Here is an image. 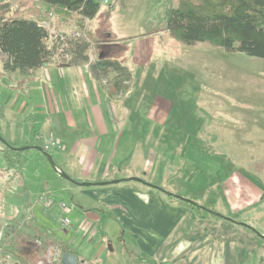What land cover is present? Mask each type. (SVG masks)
I'll use <instances>...</instances> for the list:
<instances>
[{
    "label": "crops",
    "instance_id": "obj_1",
    "mask_svg": "<svg viewBox=\"0 0 264 264\" xmlns=\"http://www.w3.org/2000/svg\"><path fill=\"white\" fill-rule=\"evenodd\" d=\"M115 6L116 2L107 9L113 10ZM99 19L107 22L108 13L102 14L100 10L88 23L89 32L97 42L98 59L119 62L124 67L126 74L120 91L115 90L119 74L103 75L85 61H53L32 75L23 76L7 72L5 57L0 56V96L6 108L0 128L1 133L5 130V139L20 147L53 138L63 145L57 158H53L74 180L90 183L120 180L117 184L76 185L55 171L37 150L33 149L35 154L29 152V161L18 168L25 175V182L34 188L36 169L44 182H54L68 196V200L61 202L73 206L61 209L58 206L61 202L56 204L53 198L55 191L47 184L49 187L43 192L56 204L57 214L73 222L72 229L61 228L65 237L55 239L56 236L49 235L54 240L47 247L58 241L67 242L75 255L90 264L93 261L120 264L117 259L120 257L127 259L126 264H142V260L146 261L143 264H154L149 260L173 264H264V238L256 231L226 215L223 216L227 219H201L188 202L171 198L148 185L203 203L195 193L176 192L179 185L174 184L172 189L171 170L155 167V157L159 155L154 142L172 133L168 126L175 124L178 116L169 97L151 93L155 76L161 74L143 67L153 61L156 44L164 46L172 37L165 28L157 32L160 40L147 37L136 43L134 39L118 38ZM72 27L62 31L76 32ZM144 86L146 91L141 89ZM182 122L186 123V119L180 118ZM214 130L217 137L212 133L213 140L230 137L224 130ZM199 132L197 128L194 131L197 138L201 137ZM11 173L8 170L9 176ZM215 174V179L201 183L198 188L206 190L204 202L208 205L202 206L215 211L223 198L233 214L247 218V206L252 203L247 199L253 194L264 199V185L247 169L224 168ZM131 177L141 178L147 184L127 180ZM20 182L24 190L21 179ZM160 182L163 185H158ZM36 232L41 238L36 243L42 252L47 248L42 242L49 237L43 238L46 235L39 224ZM37 245L32 252L39 251ZM129 249L137 253L134 260L129 259Z\"/></svg>",
    "mask_w": 264,
    "mask_h": 264
},
{
    "label": "rangeland",
    "instance_id": "obj_2",
    "mask_svg": "<svg viewBox=\"0 0 264 264\" xmlns=\"http://www.w3.org/2000/svg\"><path fill=\"white\" fill-rule=\"evenodd\" d=\"M3 1L6 0H0V3ZM10 1L15 3L13 0ZM115 2L113 10L101 6L102 14L108 13L109 19L105 23L99 19V23L110 27L115 35H119L118 38L134 39L136 43L147 37L160 40V33L157 32L166 28L168 11L171 6L176 5L174 0H115ZM88 39L97 48V43ZM143 68H147L148 71L156 70L155 74H161L155 76L156 83L151 93L169 97L175 103L177 114L175 116H178V120L168 126L172 132L166 136L169 140L165 137L154 142V149L159 155L155 157V167L157 169L160 166V170L164 167L171 170L169 175H173L170 180L172 189L174 184L179 185L176 192L185 195L195 193L193 195L200 198L198 201L203 202L201 205L206 206L208 205L204 202L206 190H199L200 184L210 183L213 178L215 179L217 170L223 171L226 168L231 171L239 167L247 169L248 174L264 185V59L240 52H226L221 47L207 42L185 45L172 38L164 46L156 44L153 61ZM141 89L147 90L146 86ZM3 112L6 113V108L1 95V123L4 122ZM180 118L186 119V123L180 124ZM196 128L200 131L199 138L194 134ZM214 128L224 130L230 137L213 140L216 135ZM4 131L2 129V137L5 139ZM3 149L0 141V156ZM30 152L36 153L33 149ZM49 152L55 158L59 154V150L54 148ZM196 152L199 153L198 157L195 156ZM8 170L12 171L10 176L7 174ZM34 172H36L34 179L37 182L33 183L34 188L31 189L30 184L25 182L26 177L21 170L10 169V163L0 157V226L4 233L2 246L4 248L0 252L2 264H13L18 258L14 252L23 254L26 248H34L36 242L41 240L36 237L32 242H27L26 237L21 236L18 238L20 241H16L14 250L13 228L33 236V230L36 231L39 224V229L46 235L44 239L49 235L56 236L55 239L65 237L58 223L61 215L57 214L55 205L62 200H68V196L63 194L54 182L45 183L39 171L34 169ZM185 177L189 180H183ZM20 179L24 190L19 185ZM47 184L56 193L53 195L56 204L51 207L46 202L36 204L37 194L47 189L49 187ZM158 185H163V182ZM160 189L166 192L164 188ZM247 200L252 202L247 206V218H244V215L233 214L223 198H220V202L215 206V211L246 224L264 236V199L253 194ZM46 239L51 241L49 243L54 240L53 237ZM136 254L130 250L129 259L134 260ZM36 257L37 255L33 254L32 259L35 260ZM117 259L120 264H126L127 259L122 260L121 257ZM141 262L143 264L146 261ZM149 262L153 263V260ZM93 264L99 263L93 261Z\"/></svg>",
    "mask_w": 264,
    "mask_h": 264
},
{
    "label": "trees",
    "instance_id": "obj_3",
    "mask_svg": "<svg viewBox=\"0 0 264 264\" xmlns=\"http://www.w3.org/2000/svg\"><path fill=\"white\" fill-rule=\"evenodd\" d=\"M13 1L15 3L10 0L0 3V56L5 57L4 68L7 72H18L23 76H29L46 63L55 61V48L49 47V34L41 25L50 20L51 13L59 30L73 26L72 29H77L76 32L80 35L73 37L72 33H68L69 53L72 55L70 62L89 61L91 47L84 34L95 41L89 32L88 23L93 21L101 10V5L96 0ZM174 1L176 5L170 7L166 21V30L173 39L185 45L207 42L221 47L226 52H240L264 59V0ZM90 67L92 70H99L103 75L116 72L119 75L117 76L118 81L115 83V90L123 89L122 77L126 71L119 62L98 59ZM0 134L3 136L1 128ZM7 143L16 147L9 141ZM1 144L4 147L1 157L10 163V168L14 169L22 167L29 161L28 153L34 149V146L43 148V142L40 140H37L34 146H29L30 148L25 151L11 150L9 146L2 142ZM46 152L50 153L49 151ZM37 154L45 157L40 151H37ZM148 185L166 193L171 198L180 200L153 184L149 183ZM38 198L36 204H38ZM193 201V203L188 204L201 219H227L216 211L200 205L195 200ZM33 233L34 237L13 228L12 243L14 244L12 245L14 250L16 249V241H20L19 237L25 236L27 242H32V239L39 237L38 232L33 230ZM7 234L5 233V236ZM49 242L46 239L42 245L47 247ZM54 245L63 255L66 253L75 254L67 242L58 241ZM37 248L40 249L39 251L37 249L35 253L30 247L26 248L23 254L14 252L21 259L17 258L13 264H32L43 258L46 249L41 252V247L37 245ZM33 253L37 255L35 260L32 259ZM153 263L171 264L154 261Z\"/></svg>",
    "mask_w": 264,
    "mask_h": 264
},
{
    "label": "built area",
    "instance_id": "obj_4",
    "mask_svg": "<svg viewBox=\"0 0 264 264\" xmlns=\"http://www.w3.org/2000/svg\"><path fill=\"white\" fill-rule=\"evenodd\" d=\"M96 2H98L101 6H105V7H112L115 4V0H96ZM41 25L47 30L49 34V47L55 48V54H54L55 61L70 62V60L72 59V55L69 53V42H68L69 34L57 28L56 20L52 15V13L50 14V20L48 22H43ZM72 34L73 37L80 36L79 33L77 32H74ZM85 38L87 39L91 47L89 53V61L87 62L88 65L90 66L92 64H95L98 60L97 55H95L94 53L96 45L93 42H91L87 36H85ZM52 148L56 150H61L63 148V145L59 141L54 140L53 138L43 139V149L45 151H49ZM42 202L48 203V206H52L54 204L52 198L46 193L41 194L37 200L38 204ZM58 206L63 210L73 209V206L67 204L66 202H61L60 204H58ZM58 221L61 225V228L64 230H70L73 228L72 220L65 215H61L58 218ZM3 244H4V233L1 231L0 252L4 248V247L2 248ZM62 257L63 254L56 248V246L47 247L43 258H40L39 260L35 261L32 264H62ZM79 262L80 264H90L86 260L80 258H79ZM0 264L2 263L0 262Z\"/></svg>",
    "mask_w": 264,
    "mask_h": 264
},
{
    "label": "water",
    "instance_id": "obj_5",
    "mask_svg": "<svg viewBox=\"0 0 264 264\" xmlns=\"http://www.w3.org/2000/svg\"><path fill=\"white\" fill-rule=\"evenodd\" d=\"M0 141L5 144L6 146H9V148L11 150H15V151H25L28 150L30 147L29 146H25V147H13L11 145H9L7 143V141L1 136L0 134ZM35 150L40 151L44 154V156L46 157L47 161L49 162V164L52 166V168L57 171L64 179L69 180L70 182L76 184V185H80V186H93V185H107V184H117L120 182V180H114V181H109V182H100V183H90V182H78L76 180H74L72 177H70L68 174H66L65 172H63L59 166L57 165V163L55 162L53 156L44 151L43 148L39 147V146H34L33 147ZM129 181H135V182H141V183H145L147 184L143 179L138 178V177H131L129 179H127ZM170 194V193H169ZM172 195V194H171ZM176 198H179L180 200H183L185 202L188 203H193L194 201L191 199H186V198H182L180 196H176L174 195ZM243 226H247L246 224H242ZM248 227V226H247ZM264 238V236H263ZM62 264H80L79 262V257L75 254H71V253H66L63 255L62 257Z\"/></svg>",
    "mask_w": 264,
    "mask_h": 264
}]
</instances>
